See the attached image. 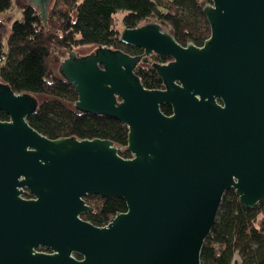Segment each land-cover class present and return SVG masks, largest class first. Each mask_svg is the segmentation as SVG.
I'll use <instances>...</instances> for the list:
<instances>
[{
	"label": "water",
	"instance_id": "water-1",
	"mask_svg": "<svg viewBox=\"0 0 264 264\" xmlns=\"http://www.w3.org/2000/svg\"><path fill=\"white\" fill-rule=\"evenodd\" d=\"M26 1L47 26L52 0ZM203 11L202 45L149 20L120 32L142 54L98 45L59 63L75 109L127 125L131 157L110 139L44 135L27 119L38 98L0 80V264H201L225 191L246 207L264 199V0ZM153 52L174 58L152 64L165 88L136 73ZM88 194L120 196L127 210L95 225L81 217Z\"/></svg>",
	"mask_w": 264,
	"mask_h": 264
},
{
	"label": "trees",
	"instance_id": "trees-1",
	"mask_svg": "<svg viewBox=\"0 0 264 264\" xmlns=\"http://www.w3.org/2000/svg\"><path fill=\"white\" fill-rule=\"evenodd\" d=\"M209 1L52 0L47 26L39 10L25 1L22 19L10 26L0 20V80L16 92L31 93L38 98L36 111L27 119L44 135L110 139L122 146V156L131 157L125 148L127 125L113 116L75 109L77 92L59 72L52 75L50 57L55 53L64 58L70 50L86 45L140 53L138 46L120 40L121 30L116 20L120 11L124 12V27L157 20L170 29L179 43L185 45L192 41L202 45L211 33L203 11V5ZM13 4L14 0H0V12L11 9ZM136 73L147 88L164 86L151 66L139 64ZM161 109L167 114L172 112L167 103L161 104ZM0 119L7 120L9 115L0 110ZM86 200L95 210L83 214V218L97 225L106 224L118 212L127 210L126 201L120 196L90 194ZM201 264H264V199L253 207H246L234 188L225 191L216 221L202 248Z\"/></svg>",
	"mask_w": 264,
	"mask_h": 264
},
{
	"label": "rangeland",
	"instance_id": "rangeland-1",
	"mask_svg": "<svg viewBox=\"0 0 264 264\" xmlns=\"http://www.w3.org/2000/svg\"><path fill=\"white\" fill-rule=\"evenodd\" d=\"M26 0H14V4L11 9L0 12V20H2L6 25L10 26L14 21L22 19L23 16V4ZM124 15V12L120 11L116 14V20H117V27L122 30L124 28L122 17ZM95 46H80L75 48L76 51H78L80 54H87L89 51L94 49ZM63 57L57 56L55 53L52 54L49 60V66L51 69L52 75H56L58 73V67L60 60H62ZM39 99L42 100L43 97L39 96Z\"/></svg>",
	"mask_w": 264,
	"mask_h": 264
},
{
	"label": "flooded vegetation",
	"instance_id": "flooded-vegetation-1",
	"mask_svg": "<svg viewBox=\"0 0 264 264\" xmlns=\"http://www.w3.org/2000/svg\"><path fill=\"white\" fill-rule=\"evenodd\" d=\"M188 43V42H187ZM186 45V44H185ZM140 48V47H139ZM94 49H95V47H94ZM94 49H92L91 51H89L88 53H90V52H92ZM141 49V51H140V53H137V54H142L143 52H144V50L142 49V48H140ZM81 55H84V54H81ZM174 60V58L173 57H171V56H167V57H161V56H159L158 54H156V53H151L150 55H145L144 57H143V59L141 60V62L139 63V64H145L146 66H151L153 69H155L153 66H152V64L154 63V62H162V63H168V62H170V61H173ZM138 64V65H139ZM157 72V71H156ZM158 74V73H157ZM163 81V80H162ZM163 84H164V82H163ZM162 88H165V84H164V86L162 87ZM172 107V106H171ZM28 194V193H27ZM26 194V195H27ZM88 195H90V194H88ZM87 195V196H88ZM87 196L85 197V200H86V198H87ZM27 197V196H26ZM86 203L89 205V206H91L92 207V209L91 210H89V211H86V212H83L82 214H81V217L83 218V214H85V213H88V212H93L94 210H95V207H94V205H92L91 203H89V202H87V200H86ZM83 219H85V218H83ZM85 220H88V219H85ZM90 221V220H89ZM93 223V222H92ZM94 224V223H93ZM107 224V223H106ZM106 224H103V225H106ZM95 225H97V224H95ZM103 225H99V226H103ZM41 251H43V252H51L52 250L49 248V247H47V246H42V247H40L39 248ZM75 256L77 257V258H81L82 256L80 255V254H78V253H75Z\"/></svg>",
	"mask_w": 264,
	"mask_h": 264
}]
</instances>
